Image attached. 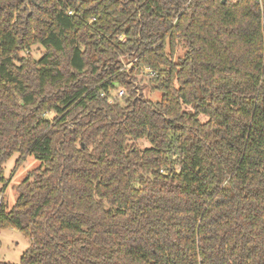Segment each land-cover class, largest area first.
<instances>
[{
  "label": "trees",
  "instance_id": "trees-1",
  "mask_svg": "<svg viewBox=\"0 0 264 264\" xmlns=\"http://www.w3.org/2000/svg\"><path fill=\"white\" fill-rule=\"evenodd\" d=\"M15 153L17 264H264V0H0Z\"/></svg>",
  "mask_w": 264,
  "mask_h": 264
},
{
  "label": "rangeland",
  "instance_id": "rangeland-1",
  "mask_svg": "<svg viewBox=\"0 0 264 264\" xmlns=\"http://www.w3.org/2000/svg\"><path fill=\"white\" fill-rule=\"evenodd\" d=\"M30 53L35 59L40 57L41 50L37 46H33L28 51L20 52V55ZM183 54L182 46H178L175 50L174 59L181 57ZM129 64H125L128 67ZM139 82L136 83L138 88H141V93L144 98L158 101L161 93L158 91H151L150 86L147 84L146 76L141 75ZM120 90V89H119ZM118 90V91H119ZM117 91V92H118ZM132 141H129L131 143ZM135 145L139 149L149 147V142L146 139H140L135 141ZM18 154H13L2 165V172L4 182H0V201L10 208L16 198V186L26 178L28 172L40 166V161L34 158L32 155L26 156L25 160L15 168V161ZM30 240L23 235V233L15 228H4L0 230V261L17 264L23 252L28 248Z\"/></svg>",
  "mask_w": 264,
  "mask_h": 264
},
{
  "label": "built area",
  "instance_id": "built-area-1",
  "mask_svg": "<svg viewBox=\"0 0 264 264\" xmlns=\"http://www.w3.org/2000/svg\"><path fill=\"white\" fill-rule=\"evenodd\" d=\"M120 40H122V37L120 38ZM151 75H153V73H151ZM122 93H123V89H120V90L117 92V96H120Z\"/></svg>",
  "mask_w": 264,
  "mask_h": 264
}]
</instances>
